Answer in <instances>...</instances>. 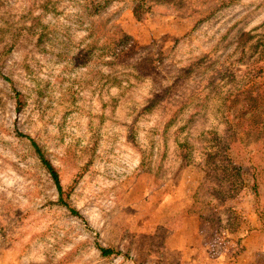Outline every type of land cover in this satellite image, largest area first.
Listing matches in <instances>:
<instances>
[{
    "label": "rangeland",
    "instance_id": "rangeland-1",
    "mask_svg": "<svg viewBox=\"0 0 264 264\" xmlns=\"http://www.w3.org/2000/svg\"><path fill=\"white\" fill-rule=\"evenodd\" d=\"M0 264H264V0H0Z\"/></svg>",
    "mask_w": 264,
    "mask_h": 264
},
{
    "label": "trees",
    "instance_id": "trees-1",
    "mask_svg": "<svg viewBox=\"0 0 264 264\" xmlns=\"http://www.w3.org/2000/svg\"><path fill=\"white\" fill-rule=\"evenodd\" d=\"M29 142V145L31 149L34 152V155L36 159L39 161L41 164L42 168L45 170L46 174L49 176L50 180L52 181V184L57 192V195L60 197L61 196V187L59 184V180L57 177V174L52 167V165L49 163L47 159H45L41 149L37 146V144L30 138H26ZM61 200V198H59ZM69 209V208H68ZM72 215H77V212L75 210L69 209L68 210ZM98 252L102 257H109L113 255L115 252L110 249V248H102V247H97Z\"/></svg>",
    "mask_w": 264,
    "mask_h": 264
}]
</instances>
